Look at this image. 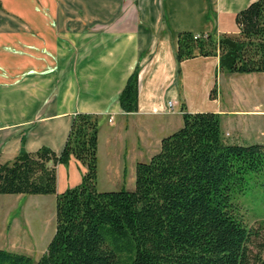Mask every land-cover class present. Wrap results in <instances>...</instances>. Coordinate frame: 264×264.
<instances>
[{
  "label": "crops",
  "instance_id": "obj_1",
  "mask_svg": "<svg viewBox=\"0 0 264 264\" xmlns=\"http://www.w3.org/2000/svg\"><path fill=\"white\" fill-rule=\"evenodd\" d=\"M252 1L0 0L11 22H0V160L41 146L59 153L77 112L98 115L99 190L134 189L136 163L181 126L183 110L217 112L228 140L261 142L234 125L264 114L256 111L264 101L250 100L255 72L221 70L217 54L176 57L178 32L236 33L235 14ZM136 67L137 109L125 112L119 94ZM83 172L74 158L57 164V191ZM20 194L0 193V236ZM2 238L0 248L12 250Z\"/></svg>",
  "mask_w": 264,
  "mask_h": 264
},
{
  "label": "trees",
  "instance_id": "obj_2",
  "mask_svg": "<svg viewBox=\"0 0 264 264\" xmlns=\"http://www.w3.org/2000/svg\"><path fill=\"white\" fill-rule=\"evenodd\" d=\"M236 33L218 37L180 31L176 57L218 55L230 73L264 72V0L236 12ZM138 68L119 94L137 109ZM98 115L74 114L59 153L47 146L0 160V193L55 194V231L44 252L0 248V264H249L257 232L243 219L238 197H264V143L224 136L220 115L182 111L179 128L135 166V186L97 188ZM84 166L78 184L57 191L56 165ZM264 264V263H263Z\"/></svg>",
  "mask_w": 264,
  "mask_h": 264
},
{
  "label": "rangeland",
  "instance_id": "obj_3",
  "mask_svg": "<svg viewBox=\"0 0 264 264\" xmlns=\"http://www.w3.org/2000/svg\"><path fill=\"white\" fill-rule=\"evenodd\" d=\"M0 10L5 11L3 7ZM0 22L6 25L11 23L10 20H7V16L2 14H0ZM253 74V78L259 81L257 86L251 89L250 100L252 102L254 100L264 101V72ZM239 78L242 82L246 80ZM262 109H264V106L260 103L256 111H262ZM234 125L239 126L238 130L246 139L259 140L264 143V114L243 117L240 122L236 121ZM78 164L83 166L79 161ZM98 187L104 189L101 183ZM18 196L20 197L14 200L15 206H10L9 211L12 219L9 227L2 230L3 236H0V240H3L2 237H4L13 251L26 253L36 260L44 252L55 231V219L51 218V215L55 213V198L47 197L48 199H46V195L37 194H20ZM238 202L241 206L244 221L258 234L252 237L248 243L249 264H263L264 197L257 190H250L247 194L239 196ZM5 210L6 204L0 202V218L4 215ZM48 216L50 217L49 221L46 220Z\"/></svg>",
  "mask_w": 264,
  "mask_h": 264
},
{
  "label": "built area",
  "instance_id": "obj_4",
  "mask_svg": "<svg viewBox=\"0 0 264 264\" xmlns=\"http://www.w3.org/2000/svg\"><path fill=\"white\" fill-rule=\"evenodd\" d=\"M168 105H169V106H171V105H172V103H171V102H169V103H168ZM111 118H112V117H110V118H109V120H111Z\"/></svg>",
  "mask_w": 264,
  "mask_h": 264
}]
</instances>
